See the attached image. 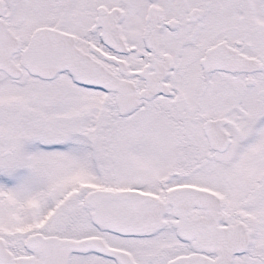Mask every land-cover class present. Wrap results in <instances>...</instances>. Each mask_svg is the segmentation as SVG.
<instances>
[{"label": "snow or ice", "instance_id": "6c2138e0", "mask_svg": "<svg viewBox=\"0 0 264 264\" xmlns=\"http://www.w3.org/2000/svg\"><path fill=\"white\" fill-rule=\"evenodd\" d=\"M0 264H264V0H0Z\"/></svg>", "mask_w": 264, "mask_h": 264}]
</instances>
